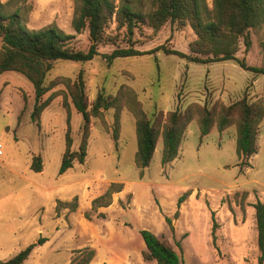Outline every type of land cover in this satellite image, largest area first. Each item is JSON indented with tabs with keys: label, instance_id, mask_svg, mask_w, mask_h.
Returning a JSON list of instances; mask_svg holds the SVG:
<instances>
[{
	"label": "rangeland",
	"instance_id": "rangeland-1",
	"mask_svg": "<svg viewBox=\"0 0 264 264\" xmlns=\"http://www.w3.org/2000/svg\"><path fill=\"white\" fill-rule=\"evenodd\" d=\"M207 1L211 5L212 0ZM19 6L31 30L57 25L75 34L73 0H26L14 8ZM250 35L247 63L260 66L264 26L250 30ZM193 39L189 27L178 30L170 23L158 32L145 27L134 37L140 51L164 45L186 54ZM89 45L85 31L76 35L71 47L86 52ZM116 47H127L122 35L115 46L101 45L99 52L109 54ZM244 50L241 42L238 58H244ZM80 72L90 104L103 92L116 98L118 106L90 118L85 163L76 161L59 175L67 111L73 152L79 150L84 127L61 82L75 81ZM48 83L54 87L42 101L51 96L52 101L33 121V85L20 74L0 73V261L41 239L43 244H37L24 264H78L89 251L94 252L89 264H156L142 257L146 247L140 231L148 230L168 241L183 264H258L253 205L264 201V118L258 125L257 153L250 158L236 153L238 116L221 133L215 123L204 137L195 117L177 158L161 163L159 136L152 162L144 169L135 162V129L139 112L163 120L176 109L197 104L217 111L245 96L249 103L264 106V75L245 71L233 61L201 65L159 51L110 65L101 55L85 64L56 62ZM38 157L43 167L39 173L31 169ZM109 188L110 198L93 206Z\"/></svg>",
	"mask_w": 264,
	"mask_h": 264
},
{
	"label": "trees",
	"instance_id": "trees-1",
	"mask_svg": "<svg viewBox=\"0 0 264 264\" xmlns=\"http://www.w3.org/2000/svg\"><path fill=\"white\" fill-rule=\"evenodd\" d=\"M26 0L0 1V73L14 72L24 76L35 92V105L31 119L36 121L42 112L50 105L52 96L42 101V98L54 87L48 83V75L56 62H72L85 64L97 56H102L110 65L116 59L153 55L159 51L166 55L178 56L189 62L201 65L233 61L245 71L256 75H264V44H262L263 62L260 66L247 63L246 55L252 48L250 30L264 26V0H73L74 12L71 26L75 34H68L57 25H51L39 30L27 27L26 16L17 2ZM14 8V9H13ZM27 10V9H26ZM167 23L178 30L189 27L194 39L189 44L190 53L186 54L172 50L164 45L148 51L135 48V34L142 33L145 27L155 32L161 30ZM114 25V27H113ZM88 31L89 48L86 52L77 51L71 47L76 35ZM126 40L127 47H116L109 54H100L101 45H116L119 38ZM243 42L244 58L237 57L240 44ZM69 91L75 110L84 119L83 135L77 152L72 151L73 140L70 132V115L67 111L66 149L62 156L59 175L74 167L75 162L85 163L88 147V133L91 117H98L102 111H108L118 106L116 98L99 92L92 104L86 92L83 72L75 81L63 79ZM237 119L236 153L238 157L250 158L257 153L256 138L258 125L264 118V106L249 103L245 96L242 100L229 106L220 105L216 109L201 107L197 104L189 106L184 111L176 109L169 112L162 120L155 115L149 118L144 113H137L136 165L147 168L152 162L159 136L162 138L163 150L161 163L163 165L177 158L181 142L188 125L195 117L198 118L201 137L208 135L216 123L221 133ZM154 118V119H153ZM118 130L113 131L116 143ZM42 160L35 158L31 169L42 172ZM111 188L104 195L93 201V206L99 201L110 198ZM182 195L177 201V208L185 200ZM105 203L101 206H107ZM255 222L257 232L258 264L264 263V201H256ZM76 208L73 207V210ZM178 211L175 213L177 217ZM214 217V216H213ZM171 226V220L165 219ZM140 235L146 250L142 253L145 261H155L156 264H183L173 246L166 240L158 238L148 230H141ZM37 244L29 245L25 250L0 264H24ZM94 252L89 251L78 264H89Z\"/></svg>",
	"mask_w": 264,
	"mask_h": 264
},
{
	"label": "built area",
	"instance_id": "built-area-1",
	"mask_svg": "<svg viewBox=\"0 0 264 264\" xmlns=\"http://www.w3.org/2000/svg\"><path fill=\"white\" fill-rule=\"evenodd\" d=\"M4 152V146L2 143H0V156L3 155Z\"/></svg>",
	"mask_w": 264,
	"mask_h": 264
},
{
	"label": "crops",
	"instance_id": "crops-1",
	"mask_svg": "<svg viewBox=\"0 0 264 264\" xmlns=\"http://www.w3.org/2000/svg\"><path fill=\"white\" fill-rule=\"evenodd\" d=\"M248 57V56H247Z\"/></svg>",
	"mask_w": 264,
	"mask_h": 264
}]
</instances>
